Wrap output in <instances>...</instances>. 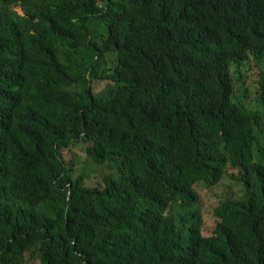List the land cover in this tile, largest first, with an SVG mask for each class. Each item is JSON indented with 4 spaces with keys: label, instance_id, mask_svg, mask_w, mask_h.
<instances>
[{
    "label": "trees",
    "instance_id": "16d2710c",
    "mask_svg": "<svg viewBox=\"0 0 264 264\" xmlns=\"http://www.w3.org/2000/svg\"><path fill=\"white\" fill-rule=\"evenodd\" d=\"M28 261L264 264V0H0V264Z\"/></svg>",
    "mask_w": 264,
    "mask_h": 264
},
{
    "label": "rangeland",
    "instance_id": "374dc122",
    "mask_svg": "<svg viewBox=\"0 0 264 264\" xmlns=\"http://www.w3.org/2000/svg\"><path fill=\"white\" fill-rule=\"evenodd\" d=\"M21 12V9L18 8ZM254 66L253 71L246 72L245 78V87H247L246 94L243 95L242 82L237 81L235 85V94L234 97L238 100H241L245 105L251 109H258L261 105L257 98L256 88L254 83V75L257 68ZM238 78V76H237ZM105 87V82H96L94 88L100 96V92ZM75 161L80 162L77 164L74 175L85 174L86 185L94 186L96 184L102 183V177L108 173L115 174L116 167L112 164L110 165H97L92 161L88 160L85 156V145L83 143H77L75 145ZM69 158V156H67ZM195 190L198 193V204L200 206L202 217H203V227L207 226L210 229L213 227V215L214 206L226 195L234 197L241 196L243 190L239 182H236L229 177H225L222 181L212 187H207L204 184H197ZM215 221V219H214ZM27 264H33V261H28Z\"/></svg>",
    "mask_w": 264,
    "mask_h": 264
},
{
    "label": "bare ground",
    "instance_id": "6f19581e",
    "mask_svg": "<svg viewBox=\"0 0 264 264\" xmlns=\"http://www.w3.org/2000/svg\"><path fill=\"white\" fill-rule=\"evenodd\" d=\"M49 213V212H48Z\"/></svg>",
    "mask_w": 264,
    "mask_h": 264
}]
</instances>
